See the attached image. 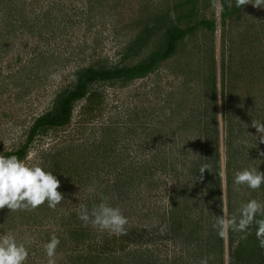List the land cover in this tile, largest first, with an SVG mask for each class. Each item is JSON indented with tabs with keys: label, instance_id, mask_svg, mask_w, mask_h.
Instances as JSON below:
<instances>
[{
	"label": "rangeland",
	"instance_id": "rangeland-1",
	"mask_svg": "<svg viewBox=\"0 0 264 264\" xmlns=\"http://www.w3.org/2000/svg\"><path fill=\"white\" fill-rule=\"evenodd\" d=\"M192 1L0 0V153L26 142L79 70L138 62L173 24L214 22L148 76L95 86L97 101L76 102L67 126L30 144L22 161L53 172L64 200L0 209V235L26 245L25 264H48L53 234L56 264H232L231 251L250 246V234L221 238L213 223L251 199L264 204V185L233 184L239 170L264 172L253 126L264 123V5L228 0L224 18L223 0ZM147 26L153 34L135 52ZM105 196L128 218L126 235L78 218Z\"/></svg>",
	"mask_w": 264,
	"mask_h": 264
},
{
	"label": "clouds",
	"instance_id": "clouds-1",
	"mask_svg": "<svg viewBox=\"0 0 264 264\" xmlns=\"http://www.w3.org/2000/svg\"><path fill=\"white\" fill-rule=\"evenodd\" d=\"M236 2L239 6L245 0H236ZM254 5L262 7L264 0H256ZM253 126L257 129L259 141L264 142V123L257 124L254 120ZM204 171L205 169H202L201 173ZM233 184L244 185L252 190L260 189L264 185V172L255 168L239 170L234 174ZM59 188L60 180L53 172L46 171L45 167L28 166L16 155H0V209L6 206L11 212L34 211L45 203L47 207L55 209L64 200V195L58 191ZM89 191L93 189L89 188ZM78 218L85 227L91 225L101 232H107L110 236L119 237L127 234L128 218L119 207L112 206L106 196L102 197L91 210L86 205H82ZM253 225L259 247L264 248V204L256 199L242 204L237 213L231 217L224 213L221 216L214 215L213 228L221 238L226 237L230 230L250 234L249 230ZM59 243V238L53 234L44 245L48 264H56L55 256ZM28 257L29 251L23 242H18L14 235L8 233L0 235V264H25ZM208 260L209 257H205L200 264H208Z\"/></svg>",
	"mask_w": 264,
	"mask_h": 264
},
{
	"label": "trees",
	"instance_id": "trees-1",
	"mask_svg": "<svg viewBox=\"0 0 264 264\" xmlns=\"http://www.w3.org/2000/svg\"><path fill=\"white\" fill-rule=\"evenodd\" d=\"M192 2H195L192 1ZM234 8L237 9V2H234ZM228 0H223V17L229 14ZM192 16V11L186 15H180V18H188ZM199 25L214 27L211 20H201L193 25L182 27L179 24H173L164 33L163 40L160 41L159 49L152 51L142 60L129 64H117L114 66H96L88 65L76 72L70 87L61 91L53 107L36 117L29 127L26 142L18 149L13 151H4L0 155L11 156L16 155L19 159H24L28 155L30 144L39 134H47L50 130L64 128L73 117L74 106L76 102L82 99H88L91 103L98 100V93L92 91L95 86L114 81H131L137 78H143L153 73L159 65L173 57L178 52V46L191 32L198 28ZM153 29L145 28L134 41L130 49L140 52V47L147 42L152 36ZM138 52V53H139ZM260 218V217H257ZM249 241L250 246H241L235 251H231L230 259L232 264H264V248L259 247V242L255 235V226L250 228ZM242 248V249H241Z\"/></svg>",
	"mask_w": 264,
	"mask_h": 264
}]
</instances>
